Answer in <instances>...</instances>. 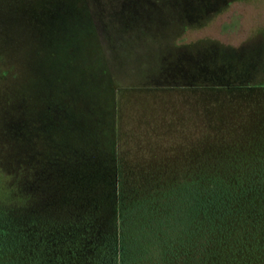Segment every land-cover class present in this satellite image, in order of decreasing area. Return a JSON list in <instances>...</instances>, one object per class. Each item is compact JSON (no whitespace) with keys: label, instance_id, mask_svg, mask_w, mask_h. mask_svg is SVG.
<instances>
[{"label":"trees","instance_id":"1","mask_svg":"<svg viewBox=\"0 0 264 264\" xmlns=\"http://www.w3.org/2000/svg\"><path fill=\"white\" fill-rule=\"evenodd\" d=\"M75 1L78 18L98 37L103 25L106 42L99 41L111 60L121 45L120 56L135 52L141 61L147 56L139 40L154 42L168 26L200 22L229 2L118 0V16L110 20L111 11L101 1ZM61 2L34 14L0 0V47L16 33L52 45L76 37L77 31H68L69 15L61 11ZM60 19L63 30L57 32L53 25ZM246 59L250 62L242 66ZM159 64L161 86L225 80L205 85L233 88L239 108L231 114L253 119L218 130L201 147L187 148L150 191L130 196L128 180L123 173L118 178L115 99L110 106L104 102L107 90L115 96L113 88L99 91L79 75L75 90L60 89L66 86L63 76L52 78V88L41 89L27 113L31 120L15 118L22 109L14 106L15 117L0 124L14 137L7 147L19 151L17 166L32 181L35 168L45 177L35 180L31 192L0 193V264H264V84L234 82L251 66L263 70L264 47L211 45L201 54L162 57Z\"/></svg>","mask_w":264,"mask_h":264},{"label":"rangeland","instance_id":"2","mask_svg":"<svg viewBox=\"0 0 264 264\" xmlns=\"http://www.w3.org/2000/svg\"><path fill=\"white\" fill-rule=\"evenodd\" d=\"M12 1L16 9L22 11L31 8L35 14L37 10L52 7V3L60 0ZM61 1V11L69 15L68 31H77L76 37L70 39L66 36L70 41H57L52 45L50 40L34 43L25 34L16 33L13 39L2 41L0 124L15 117L14 106L22 109V114L15 118L31 120L27 113L40 100L41 89L48 91L52 88L49 83L52 78L59 80L63 76L62 82L66 86L61 85L60 89L75 90L74 80H78L79 75L95 82L99 91L101 88H113L115 96L107 90L104 102L110 106L114 98L116 104L114 115L118 178L123 173L128 180L126 192L136 196L144 190V193L150 191L149 188L158 180L157 176L171 170L172 164L183 151L201 147L206 141L212 140L220 129H229L253 119L231 114L239 108L233 98V88L219 89L205 85L225 84V80H203L208 83H196V86H161L158 78L161 68L159 59L201 54L211 45L224 49H240L246 45L252 47V44L264 47V0H229L200 22L172 24L154 42L150 37L148 40H139L141 54L147 56L143 61L140 54L135 52L120 56L125 51L121 45L114 53V60H111L99 41V37L104 35L103 25H98V37L90 30L88 22L78 18L75 0ZM99 1L101 5L104 4L102 6L105 10L111 11L110 20H115L118 15L114 10L119 4L118 0ZM94 7L100 8L97 5ZM72 10L75 12L74 17ZM62 19L53 25L57 32L63 30ZM101 41L103 44L106 42L103 38ZM143 42L150 43L144 46ZM249 62L246 59L241 64L245 66ZM254 67L251 66L244 75L237 76L234 82L262 86L264 66L258 72ZM230 82L233 84V80ZM43 98L46 99V96L43 95ZM44 119L48 120L46 117ZM215 123L225 127H215ZM9 132L7 125L3 132L0 129V193L8 192L12 196L19 189L23 193L31 192L35 180L45 177L35 168L32 170V181L29 172L17 166L19 162L16 154L19 151L7 147L9 140H14ZM22 148L19 146V149ZM21 150L22 158L29 160V156L22 154ZM19 200L18 195L12 198L14 203H19Z\"/></svg>","mask_w":264,"mask_h":264},{"label":"flooded vegetation","instance_id":"3","mask_svg":"<svg viewBox=\"0 0 264 264\" xmlns=\"http://www.w3.org/2000/svg\"><path fill=\"white\" fill-rule=\"evenodd\" d=\"M48 12V11H47ZM248 71V70H247ZM226 78V77H225ZM228 79H230V80H233V76L231 77V76H229V77H227ZM223 79V78H222Z\"/></svg>","mask_w":264,"mask_h":264}]
</instances>
